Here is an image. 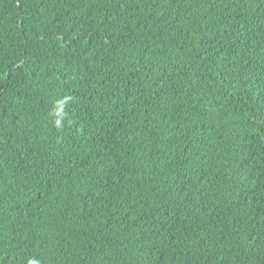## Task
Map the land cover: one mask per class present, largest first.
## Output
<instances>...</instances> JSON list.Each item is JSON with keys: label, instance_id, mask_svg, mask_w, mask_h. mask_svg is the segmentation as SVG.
Listing matches in <instances>:
<instances>
[{"label": "trees", "instance_id": "obj_1", "mask_svg": "<svg viewBox=\"0 0 264 264\" xmlns=\"http://www.w3.org/2000/svg\"><path fill=\"white\" fill-rule=\"evenodd\" d=\"M0 264H264V0H0Z\"/></svg>", "mask_w": 264, "mask_h": 264}]
</instances>
